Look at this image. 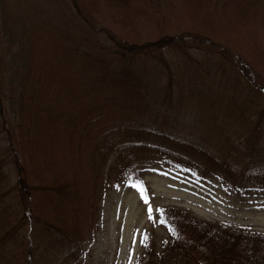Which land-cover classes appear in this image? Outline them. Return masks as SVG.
<instances>
[{
    "label": "trees",
    "instance_id": "1",
    "mask_svg": "<svg viewBox=\"0 0 264 264\" xmlns=\"http://www.w3.org/2000/svg\"><path fill=\"white\" fill-rule=\"evenodd\" d=\"M70 3L76 16L90 30L102 31L110 45L99 46L105 48V56L86 49L87 45L62 42L56 47L60 34L65 35L63 28L55 30L53 39L23 33L15 141L10 138L9 146L12 163L0 157V242L9 253L25 256L28 264L39 250L56 262L61 254L69 264H79L81 244L93 240L99 188L96 160L118 162L117 155L109 158L121 133L145 128L141 118L122 114L127 112L125 107L142 105L144 78L134 66L140 57L151 54L158 67L160 62L169 67L173 54L209 47L255 93V104L262 107L264 117V0H195L182 29L160 19L147 0ZM147 22L153 27L148 28ZM79 37L90 42L85 35ZM146 129L220 164V158L205 146L171 131ZM7 194L10 202L4 197ZM163 221L170 223V236L155 264H264V246L255 243L248 230L225 233L231 229L214 227L206 231L205 240H199V235L188 234L193 230L189 225L174 216ZM150 255L144 252L135 264H148Z\"/></svg>",
    "mask_w": 264,
    "mask_h": 264
},
{
    "label": "rangeland",
    "instance_id": "2",
    "mask_svg": "<svg viewBox=\"0 0 264 264\" xmlns=\"http://www.w3.org/2000/svg\"><path fill=\"white\" fill-rule=\"evenodd\" d=\"M147 3L160 19L182 29L195 0ZM225 6L229 9V4ZM147 27L153 25L147 22ZM61 28L68 37L60 34L61 43H54L56 47L62 42L87 45L86 49L107 56L102 51L105 48L99 47L110 45L106 35L90 30L76 16L70 0H0V157L11 163L10 138L14 143L15 102L24 68L23 33H42L53 39L55 30ZM84 35L90 39L88 44L79 37ZM148 55L134 65L144 78L142 105L132 107L133 113L130 107L122 112L125 117L131 114L144 120L145 128L121 133L109 158L117 155L118 162L96 160V229L93 240L81 244L79 264H135L147 251L151 254L148 264H155L170 236V223L163 218L169 220L170 216L189 225L193 230L188 234L199 235V240H205L211 228L227 227L231 230L225 233L250 231L255 243L264 246V117L262 107L255 104V93L209 47L177 52L169 67L162 62L158 67L155 56ZM72 63L78 67L76 61ZM166 71L171 72V84ZM147 127L171 131L207 147L220 158V164L161 134H148ZM4 197L11 201L9 194ZM5 248L0 242V264H28L25 256H15ZM38 255L40 250L32 264H69L61 254L56 255L57 262L51 254Z\"/></svg>",
    "mask_w": 264,
    "mask_h": 264
},
{
    "label": "snow or ice",
    "instance_id": "3",
    "mask_svg": "<svg viewBox=\"0 0 264 264\" xmlns=\"http://www.w3.org/2000/svg\"><path fill=\"white\" fill-rule=\"evenodd\" d=\"M138 183L142 185V182H138ZM142 198H144V197H143V194H142ZM148 211H149V213H151L152 209L149 208ZM161 223H163V221H161ZM145 239H146V237H145ZM143 242H144V241H141V243H143Z\"/></svg>",
    "mask_w": 264,
    "mask_h": 264
}]
</instances>
